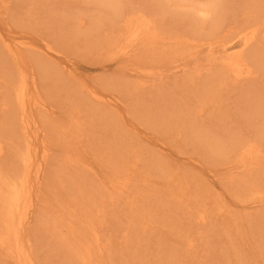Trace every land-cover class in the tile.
<instances>
[{
	"label": "bare ground",
	"instance_id": "bare-ground-1",
	"mask_svg": "<svg viewBox=\"0 0 264 264\" xmlns=\"http://www.w3.org/2000/svg\"><path fill=\"white\" fill-rule=\"evenodd\" d=\"M101 1H103L102 3L105 4L106 8L109 7V11L113 10V14L106 21H97L95 26L90 24L87 27L84 20L77 15L79 14L78 12L69 9L59 11L54 8L51 13L47 9L49 14L43 8L38 10L39 8L33 6L34 4L31 5L33 8L23 6L25 9L22 11L23 13L19 11L21 10L20 8L18 10L19 13L14 14L13 22L21 25L22 29L31 27L29 22L34 25H38V23L39 25H44L51 40L53 39L52 35L58 37L67 47L75 46L76 48V46L81 44L90 52H93L91 50L97 51L100 48L109 52L110 50L118 49L116 54L122 56L121 58L125 57L123 59L125 62L129 61L128 58L134 53L135 46L143 47L142 51L144 54L142 56H147V63L150 66L147 65L143 69H139V66L134 65L130 70L144 76L156 77L158 83L153 81L151 82L153 83L151 88L146 89V85H139L134 81L127 80V76H124L125 68L129 67V62H127L121 71L122 80L116 83L113 82V84L118 83L119 88L132 95L134 93H137L139 97L144 94L146 97L149 95L150 101L145 103L146 101L140 100L145 104L142 103V106L139 104L141 107H135L139 112V119L145 123L147 122L148 127L153 130H160L161 133L159 132V134L161 135L168 131L173 132V134L175 132L180 133L181 130L186 134L191 128L203 132L205 126L206 130H212L216 125L218 127L220 123H235L238 119L236 117L239 115L241 119L246 120L247 110L259 104L260 100L264 101V87H260V92L256 87L254 90L252 89V92L256 90L259 92V94L251 93L252 97H245L249 92L247 94L244 93L246 95L241 94V97L239 96L240 92L238 93L239 89L246 87L245 83L256 78L259 72L260 77H264L261 72V70L264 71V0H231V2H229L230 0H206L205 2H201V0L197 2L196 0L197 3L192 0H186L187 5H179L178 11L172 14L176 22H172L166 27L151 21L147 15L140 11L138 12L137 7H131V10L127 11L128 4L127 7L125 6L126 8L119 6L123 4V0H100L99 2ZM6 2V0H0V5L4 10L6 9L5 12L8 11L9 13L11 9H9V6L5 8ZM0 14H2L1 10ZM24 15L27 16L25 17ZM72 21H75L74 25L69 24V28L73 32H65L62 29V24H68V22L71 23ZM2 22L6 23L4 18H2ZM34 25L33 27H35ZM44 26L42 27L43 29ZM176 27H179L182 31H177ZM25 30L27 29H24V33H26ZM40 33L38 34L40 35ZM179 33L180 35H178ZM27 34L29 35V33ZM38 34L37 36H39ZM50 38H44L42 41L51 57L49 61L47 59L43 60L42 57L37 58L39 56H36L39 53L36 52L37 50L30 51V47L34 48L31 39L20 42L14 36L17 41L15 42L14 39H6L0 35V264H107L108 255L112 256L110 252H113L112 250L117 243L116 238L121 236L119 234L122 229H124L123 233L127 232L125 230L126 227L121 229V226L116 229L114 234L110 232L105 225L104 215L111 208V205L114 207V205H117V201H121L123 196L126 195L127 191L129 193L131 188H126L127 186L123 182L127 183L130 181L129 175L130 177L136 176L137 188L143 187V184L147 182L146 178L151 176L152 173H149L146 169L149 167L150 160L142 157L146 154L141 153L139 149V151L135 149V146L130 141L129 133H126L127 130H124L118 124L119 122H116L117 113L115 114L105 108V103L103 105L105 101L103 98L105 97L103 95H98L94 88L88 87L89 85L87 86L88 88L85 86V89H76V82L74 81L75 84L72 82L71 73L67 71L66 65L63 66V61L66 59L61 56L62 52L60 53L59 48L57 49L51 45L53 40L51 41ZM155 39L157 41L154 43ZM47 40H50L51 44ZM132 46L133 48H131ZM37 47L39 46L37 45ZM158 50L162 52L158 53ZM193 52L195 56L198 53L199 60L185 61L187 60L186 57H189ZM30 53H35L36 59ZM26 54L32 59L27 57ZM203 54H205L206 58H202ZM92 55L95 56V53H92ZM176 57L184 59V62L176 63V65H173L174 67L172 66L173 62L171 66L175 68L174 70L188 73V68L193 64L196 75L195 73H190V76L188 74L184 77L181 76L176 78L173 84L171 81L165 82V79L160 77L165 69L163 68V72H159L162 69L159 67V63L161 61L175 60ZM203 59H206L210 66L208 70L204 71V75L201 76L202 70L201 68L199 69L198 61L202 62ZM168 68H170V65ZM183 73L182 75H184ZM195 76L202 79L200 85L196 83L199 79L195 80ZM263 77L261 78L262 80ZM73 78L75 77L73 76ZM188 82L190 85H188ZM191 84L196 86L195 88L200 91L203 97L198 98L199 100L195 98L197 102L194 104V100L193 106L190 104L192 97L189 96ZM113 87L115 86L113 85ZM182 91L183 93L179 97V93ZM232 92H237V94H232ZM191 94H193V97L197 95L196 92H191ZM226 94L233 97L234 106L237 108L236 112L242 108V104L245 105V109L243 108L242 111H239L241 113L238 116L233 112L234 116L228 114L230 113L228 110L231 108L226 107ZM249 94L247 96L251 95ZM84 95H86V98ZM229 95L228 97H230ZM108 99L110 98L108 97ZM205 99L210 100L211 105H217L216 111L206 108L204 105V102L206 103ZM81 100L84 102L82 103ZM121 103L123 102L121 101ZM59 106L63 109L59 110L60 113L55 109ZM263 107L264 105L260 106L262 112H264ZM203 119H206V122ZM42 123L47 129L42 127ZM102 131L107 134L106 139L99 135ZM83 139L90 142L88 145L90 149L86 146L80 153H78V149L74 151L72 145L76 142L81 143ZM101 140H104V143ZM237 141L239 140H234L233 148L228 153L233 150L235 156L237 154L236 159L245 164V171L250 174L253 164L257 166L258 160L261 164L264 160V142L260 141L256 136L253 137L250 144H245L244 140H240L243 142L236 145ZM101 142L103 144L98 148V144ZM141 144L139 143V145ZM148 150L152 151L151 149ZM93 154H97L98 157H104L107 161V166L112 168L113 173L110 179H103L96 173L95 168H89L91 159L95 160ZM147 154L150 156L151 153ZM157 157L160 158V156ZM147 161L148 163L146 164ZM169 165L171 163L168 160L161 161L159 165L163 170L162 172H164L165 178L159 177L166 180L165 186H171L178 178V176H173L174 172L169 170ZM137 170L139 171L136 172ZM192 178L194 181L192 184H195L198 188L206 187L205 184L200 183L201 179ZM184 179L186 181L183 184H187L189 180L187 177ZM257 179L255 178L256 181H261V179ZM240 181L243 183L240 185L242 191L248 190L254 185L253 183L251 185L250 182L249 184H244L243 180ZM235 184L236 187L239 186V183L238 186L237 183ZM60 185L63 188V192H65L64 194L71 193L73 189V195L78 197H74L75 200L71 197L73 201L69 197V204H75V202L77 204L73 211L66 213V216L63 209H56L53 212L54 209L52 208V201L58 200L54 198L57 196L54 193H57ZM229 185L231 186V184ZM163 192H159L162 196L158 195L159 193L156 194L162 198L165 196ZM238 192L240 191L238 190ZM239 194L242 195V192ZM53 195L54 197H52ZM242 196L239 198V195L238 198L244 201L245 196L244 198ZM60 197L59 199H61ZM160 198L153 199V201L161 202ZM164 198H168V194ZM169 198L167 200H171L172 197L169 196ZM62 201L66 202L68 200L64 199ZM80 201H86L87 203L83 206ZM127 201H131L130 198H127ZM173 201L172 199L171 202ZM44 202H48V206L44 205ZM163 202L168 203L165 200ZM220 204L217 201L218 210L225 206L224 203L221 204L222 206ZM169 205H164V207L168 208ZM35 214H39L41 219L39 220ZM107 214L109 215V213ZM201 214L202 212L199 214L198 219L200 221H198L201 224H205L206 216ZM133 215H136V213ZM180 215L186 216L183 213ZM232 216L235 217L236 214ZM66 217L69 218L67 219ZM138 217L133 216L132 218L137 219ZM225 217L227 218V215ZM141 219L138 218L137 221L139 222ZM189 220L187 219V221ZM123 223H120V225ZM132 223L134 222L132 221ZM188 224L186 223L185 225L188 226ZM192 224L194 223L191 222ZM128 225L133 226L131 223ZM215 225L212 226L214 227ZM106 227L111 234L110 237H107L106 232L104 233ZM145 227L147 228V226ZM141 229H143L142 226ZM196 229L198 228L196 227ZM195 233L196 231H194ZM36 235L41 237L38 243L37 241L35 243V240H37ZM129 235L131 233H127L126 238L123 237L126 239L125 242L123 241L124 243L127 241L132 242L131 238L133 236ZM203 235L205 236V234ZM32 238L34 239L32 240ZM43 241H48V243ZM136 241L138 240L136 239ZM188 242L191 244V241ZM124 243H120L121 246H124ZM141 246L143 247V245ZM183 252L178 253L177 256L174 255V257L176 256L174 259L177 261V258ZM150 253L153 255V252H149L148 257L144 256V258L137 254L138 258L143 259L139 263H148L147 258L151 256L149 255ZM185 254L181 256L185 258ZM163 255L161 256L162 258L166 257V255ZM171 255L173 256V254ZM138 258L136 256L134 260ZM158 259L154 264L162 263L160 262L162 260ZM166 259L168 258H165L164 262ZM110 261L113 262L111 259ZM185 261L188 260L186 259ZM134 263L135 261H133Z\"/></svg>",
	"mask_w": 264,
	"mask_h": 264
},
{
	"label": "rangeland",
	"instance_id": "rangeland-1",
	"mask_svg": "<svg viewBox=\"0 0 264 264\" xmlns=\"http://www.w3.org/2000/svg\"><path fill=\"white\" fill-rule=\"evenodd\" d=\"M6 1L7 2L4 5L5 8L6 6H9V9L11 10H9V13L8 11L5 12L6 9L4 10V8L1 7L0 5V10L2 11V14H3V15L0 14V35L6 39L8 38L14 39V36H15L16 40L20 42L28 41V39H31L33 41L32 46L34 48L30 47V51L31 50L34 51V49L35 51L37 50L36 52L37 53L39 52L38 54L35 52L37 54L36 56L39 55L37 58L42 57L43 60L47 59L49 61L51 59L49 52L47 49H45L44 44H42L44 43L42 42L44 38L46 39L50 38L49 35L47 34V30L45 29V26L39 25V23H38L39 25L38 26L36 24L34 25L33 23L29 22L31 27H26V28L23 27L24 29H27L25 30L26 33H24V29L21 28L22 26L19 24H15L13 22V19L15 18V15L17 14V12L19 13V11L22 12L25 10L23 6L31 7V5L34 4L33 6H37L39 8L38 10L40 9L42 10L43 8V10L47 11V9H49L50 13L52 12V10H54V8L58 9L59 11L69 9L71 11L78 12L79 14L77 15H79L82 18V20H84V23L86 24L87 27H89L90 24L92 26H95L97 21H102V20L106 21L107 19L112 17V14H113L112 12L113 10L109 11L108 10L109 7L106 8L105 4L102 3L103 1L99 2L100 0H6ZM192 1L197 3L200 0H197V2L196 0L195 1L192 0ZM203 1L205 2L206 0H201V2ZM229 2H231V0ZM127 4L129 6L128 9H126L127 11L131 10V7H135V8L137 7L138 12L140 11L144 15H147V17L150 18L151 21L153 22L155 21V23H158L162 27H166L168 24H171L172 22L175 23L176 21L172 17V14L178 11L179 5L180 6L187 5L186 0H123V4L119 6H123L124 8H126ZM33 6L31 8H33ZM49 7L51 8V10ZM20 8L21 10H19ZM49 11L47 12L49 13ZM2 18H4V21L6 22L5 24L2 22ZM74 22L75 21H72L71 23L68 22V24L63 23L62 29H64L65 32H68V31L73 32L72 30H70L69 24L74 25ZM33 25L35 27H33ZM43 26H44V29L42 28ZM36 27L37 29H35ZM28 28H30L31 30ZM20 29L22 30L20 31ZM175 29L177 31H182L179 29V27H176ZM32 30L35 32H33ZM27 33H29V35ZM38 33H40L41 36ZM37 34L40 37L37 36ZM178 35H180V33ZM52 38H53L52 39L53 41L51 40V38L50 40L52 41L53 44H51L50 40L49 41L47 40V42H49L52 46L56 47L57 49L59 48L60 53L62 52L61 56L63 57V59H66L64 61L62 60L63 66L66 65L65 67L67 71L71 73L70 76L72 78V82L73 83L74 81L76 82V84L74 83L76 85V89L77 90L78 88L85 89V86L87 87L89 85L88 87L91 86L92 88H94V90H96V93L98 95L99 94L103 95L106 98V99L103 98V100L105 101L107 100L106 102L105 101L103 102V105L105 103V108L115 114L117 113L116 114L117 116L115 118L117 120L116 122H119L118 124L124 130H127L126 133L127 134L129 133L128 135L130 137V141L135 146V149L136 150L139 149L141 153L146 154V155H143L142 157H146V159L150 160L149 167L147 166L148 168L146 169L149 171V173L152 172L153 175L151 173V176H148L146 178L148 183L147 182L144 183L143 187L141 186L139 187L140 188L139 189L137 188L136 176L133 175L132 177H130L129 175L130 181L129 179H128L129 182L127 183L123 181L126 184L125 186H127L126 188H129V187L131 188V189L129 188L130 189L129 193H127L128 192L127 191L126 195L124 194L125 196H123L121 201H117L116 203L117 205H114V207L113 205L110 204L111 208L107 211L109 215L107 213L105 214L106 216L104 215V218H105L104 222L106 223L105 225L108 227L110 232L114 234L116 229L119 228V226H121L120 227L121 229L122 227L124 228L126 227L125 228L126 232L131 233V235L138 240L136 241L135 238L129 235L132 237L131 238L132 242L127 241L126 243H124L126 240L125 238H126L127 233H123L124 229H122L121 233L119 234V236L120 235L121 236L116 238L117 243L115 245V248H113L112 250L113 252H110L112 256L108 255L109 258L111 257L110 259L113 260V262H111L110 259L107 258V261H108L107 264L108 263L109 264L111 263L122 264V262L123 264L124 263L133 264V261H135L134 264H140L143 261V259L141 258H144V256L148 257L147 255L149 252H153V255H151L152 253L149 254L151 256L147 258L148 263L146 264H152V263L154 264L159 257L161 259L159 258L158 260H162L160 261L162 262L161 264H165L166 261H167L166 264H170V263L172 264H178V263L179 264H264V165H263L264 160L262 164L259 163V160H258L257 166L253 164L254 166H252V170L250 171V174H249L247 171H245L246 169L245 164H243V162L238 161L236 159L237 154L235 156V153L233 150H231L230 153H228V151L233 148V143L235 139L239 140L237 141V143L235 142L236 145L243 142L240 140H244L245 144H250L254 136L258 137L260 141L264 142V112L260 110V106L264 105V101L260 100L259 104L253 106L252 109H248L246 113V117H245L247 119L244 120V119H241L239 115L241 112L239 111H242L243 108L245 109V105L242 104L241 105L242 108L238 112H236L237 108L234 106L235 104L233 103V97L229 94H226L225 95L227 99L225 101V103L227 102L226 107L231 108L230 110H228V112H230L228 114L233 115V116L234 114L237 116L239 115L238 117H236V119L237 118L238 119L235 121V123L233 122L224 123V124L220 123L218 127L216 125L215 127H213L214 129L212 130H206V126H205L203 128L204 129L203 132L200 130H196L195 128L194 129L191 128V130L187 131L186 134L185 132L181 130L180 133L175 132L173 134V132L168 131L167 133H164L161 135L159 134L160 130L158 129H156L157 131L155 129L153 130L152 128L148 127L147 122L145 123L143 122V120L139 119V112L138 110H136V107H135V106H140V105L142 106V103L145 104L147 103V101H150L149 95L148 97H146V95L144 94L143 96H141L143 98H141L137 95V93H134L132 95L131 93H127L125 90L119 88L118 83L113 84V82L116 83L122 80L121 71L122 69H124V65L127 62H129V67L125 68L126 72L124 74V76L125 75L127 76V80L134 81L138 83L139 85L141 84L146 85L145 87L146 89L151 88V84H153L151 82L153 81L157 82L156 77L144 76L143 74H137L135 73L136 71L133 72L132 70H130V68L134 67V65L139 66V69L140 68L143 69V67L149 65V63H147L148 59H146L147 56L146 55L142 56V54H144V52L142 51L143 47L139 45L135 46L133 52L136 55L138 54V56H136L133 53L132 56H130L129 58L126 57L128 58L129 61L125 62V60H123L125 59V57L121 58L122 56L116 54V51H118V49L114 51L110 50L109 52L107 49H106L107 51H104L100 48L97 51L91 50L93 52H90V51H87L86 47L82 46L81 44L80 46H76V48L75 46L67 47L65 44H63L59 40L58 37H55L52 35ZM16 40L15 42H17ZM156 41L157 39H155L154 43ZM37 45L39 47H37ZM131 48H133V46ZM194 50L196 51V49ZM159 52H162V51L158 50V53ZM194 52L190 55L191 57L190 56L186 57L187 60L185 61H188V60L194 61V59L197 60L199 58L198 53L195 56ZM35 53L33 54L30 53V54L34 55L32 57L36 59ZM92 53L93 54L95 53V56L92 55ZM40 54L41 55L43 54L44 58H43V55L41 56ZM139 55H141V57H139ZM204 55L205 54L202 55V58L205 57ZM27 57H29V55ZM134 59H138V60L134 61ZM176 60H180V61H176ZM161 62H163V64H161ZM161 62L159 63L160 65L159 67L162 69H160L159 72H163L164 69L166 70V71L164 70L165 74L163 72L162 73L163 76L162 74L160 76L162 79H165L164 80L165 82L171 81V83L173 84L174 83L173 81L176 78H180L181 76L184 77L187 74L189 75L190 73H195L196 75V71L194 68L195 66L193 64H191V66L188 68V71H189L188 73H183V72H180L179 70H174L175 68H173L174 67L173 65H176V63H179V62H184V59H181L180 57L178 58L176 57V59L175 60L172 59V61H161ZM167 64L168 66L170 65V68H168ZM171 64L173 67L171 66ZM198 66H199V69L201 68L202 70V74H201L202 76L204 75V71L208 70L210 65H208L206 59H203L202 62L198 61ZM170 71L172 72V74ZM176 71L179 73H177ZM261 72L262 74H264L263 70H261ZM182 73L184 75H182ZM73 76L75 78H73ZM260 76L261 75L259 72V75L256 78H253L249 82H246L245 83L246 87L244 88L242 87V89L241 88L239 89L238 91V93L240 92L239 96L241 97L242 95H246L248 92L250 94L251 93L259 94L261 88L264 87V77L262 76L263 77V80H262L261 79L262 77ZM123 79H126V78H123ZM194 79L197 80L199 79V77L195 76ZM201 80L202 79H199L196 83L200 85ZM82 84L83 85L85 84V85L83 86ZM113 85L116 88L113 87ZM188 85H190L189 82H188ZM195 87H196L195 85L192 86L191 84V89L189 90V96L192 97V99L190 100V104L192 106H193V101L195 100V98H197V100H199L198 98H203L200 94V91L196 89ZM255 87L257 88V90H259V92L257 90L255 92H252ZM247 89L249 90L247 91ZM244 90L245 92H243ZM191 92H196L197 95L193 97V94L190 95ZM182 93L183 91L179 93V97H181ZM232 94H237V92H232ZM228 95L230 97H228ZM247 95L245 96L246 98L252 97V94L250 96H247ZM84 97L86 98V95H84ZM108 97L110 99H108ZM118 98L120 101L118 100ZM140 100L146 101V102L144 103V102H141ZM81 101L82 103L84 102L83 100ZM121 101L123 103H121ZM205 101L206 103L204 102V105L206 106V108L216 111L217 105L215 104L211 105V103L209 102L210 100L208 101V99H205ZM196 102L197 101L195 100L194 104ZM53 104L55 103L53 102ZM81 106L83 107V105ZM55 109H57L58 113H60L59 110H63L61 109L60 106ZM118 109L119 111H117ZM118 113L121 115V118ZM83 115H84V112H83ZM118 116L120 119L118 118ZM204 122H206V119L204 120ZM42 127L46 128V126L43 123H42ZM99 135L102 138L104 137V139L107 138V134L103 131ZM85 141L87 142V144H85L86 143ZM101 141L104 143V140H101ZM102 142L98 144V148L103 144ZM89 143L90 142H88L86 139H83L81 140V143L79 142L74 143V145H72V149L74 151L78 149L77 151L78 153H80L83 150V148L86 146L88 149H90L88 146ZM139 143L140 144L142 143V144L139 145ZM147 145L148 147H146ZM148 149H151L152 151ZM263 151H262V154H263ZM149 152L153 156L151 154L149 156L147 154ZM154 152L157 156H160L161 159L157 157L154 154ZM94 157H95V160L91 159L90 161L91 166L89 168H95L96 173L100 175V177H103V179L105 180L110 179L112 177L113 170L111 167L107 166V161L105 160V158L98 157L97 154H95ZM163 160H166V161L168 160V162L171 163V165H169V170L174 172V175H173L174 177L178 176L174 184H172L171 186H165L166 185V180L164 179L165 175H164V172H162L163 170L159 167L160 162ZM147 163L148 161L146 162V164ZM137 167L138 165L136 166V169ZM70 170L71 168L69 169V172ZM138 171L139 170H137L136 172ZM159 176L164 177V178L162 179ZM185 177H187V179L189 180L187 184H183V182L186 181L184 179ZM192 177L199 178V180L201 179L202 181H200V183L203 185L205 184L206 187H203L200 189L195 184H192L194 183ZM255 178L261 179V181L258 179H257L258 181H256ZM172 180H175V179H172ZM240 180H243L244 184L245 183L249 184L250 182L251 185L252 183L254 185L248 190L242 191L241 190L242 188L240 189V185H242L243 183ZM235 183H237V186L239 183V186H238L239 189L238 187H236ZM229 184H231V186ZM136 188L137 190H135ZM57 190H58L57 193L53 192L54 194H57V196L56 197H54V195L52 196L55 199H58L57 201H52V208L54 209L53 212H55L56 209H63V212L65 211L64 214L66 216V213L69 211L70 212L73 211L76 208L75 205L77 204L76 202L75 204L74 203L69 204L70 198L72 197L74 199V197L75 198H78V197L73 195V189L71 193L70 192L66 193L69 196L68 195L66 196V194H64L65 192H63V188L61 187V185H60V188H58ZM238 190L240 192H238ZM162 191H164L163 192V195H165L164 197H166V194H168V198L169 196L172 197L171 200H167L168 198H164V197L160 198L162 194H160L159 192H162ZM58 192H59V195H58ZM241 192H242V195L245 196L244 201H242L241 199H240L241 201L239 200V198H241L242 196L241 194H239ZM60 193L62 195L61 197H60ZM156 193H159L158 195L160 196H158ZM239 195L240 197L238 198ZM244 196L242 197L244 198ZM59 197L61 199H59ZM127 198H130L131 201H127ZM156 198L157 199L160 198L161 202L153 201V199H156ZM64 199L68 201L66 202L62 201ZM73 199L71 201H73ZM172 199L174 200L173 202H171ZM164 200L167 201L168 203L163 202ZM217 201H219L221 204L222 203L225 204V206L221 210L217 209ZM80 202L83 206L87 203L86 201H80ZM47 204L48 202L47 203L44 202V205L48 206ZM166 204L169 205L168 208L164 207V205L167 206ZM200 212H202L201 215L206 216L205 224H201L199 222L200 220L198 219V217H199ZM132 213L133 214L136 213V215H133ZM149 213L152 215H150ZM182 213L186 214V216L184 217V215L183 216L180 215ZM36 214L35 216L40 220L41 218L39 214L38 215ZM42 214L44 213L42 212ZM235 214H236L235 217L232 216ZM225 215H227V218L230 217L228 218L229 221L227 220ZM133 216L135 217L139 216L138 217L139 219L141 218L143 219L139 220L138 222L137 221L138 218L137 219L132 218ZM118 217H120L121 219L119 218L118 220ZM130 218L133 220H131ZM189 218L191 219L189 220ZM187 219L190 222L187 221ZM132 221L134 223H132ZM191 222L194 223L192 224L193 226L191 225ZM115 223L117 224L115 225ZM120 223H123V224L120 225ZM129 223H131L133 226L128 225ZM186 223L187 224L189 223L190 225L188 224V226H186L185 225ZM135 225H137L138 227ZM212 225H215V226L213 227ZM141 226L145 230L141 229ZM143 226L144 227L147 226V228L146 227L144 228ZM107 227L104 229V233L106 232L105 234L107 235V237H110L111 234L110 232H108L109 230L107 229ZM196 227L199 230L196 229ZM131 229L132 230L134 229V230L132 231ZM194 231H196L195 234H194ZM197 231L200 233L201 236L199 235ZM203 234H205V236ZM36 238L37 240H35V243L36 241L38 243V240H40L41 237L36 235ZM33 239L34 238H32V240ZM119 240L120 242H118ZM188 241H191V244H189ZM43 242L48 243V241H43ZM120 243L121 244L124 243V246L123 245L121 246ZM141 245H143V247ZM187 250L189 251L187 252ZM180 252H183L182 254H185L186 252L188 254L190 252L191 254L190 253L188 255L185 254V258L184 256H181L182 255L181 254L179 257H182V258L178 257L177 261L178 260L179 261L177 262L174 258ZM137 254L140 255L141 258H138L139 256ZM161 254L166 255V257H163L164 259L168 258L165 260V262H164V259L161 257L162 256ZM171 254H173V256ZM158 255H161V256H158ZM174 255L176 256L174 257ZM136 256L138 259L134 260ZM171 259H174V260L170 261ZM181 259H182V262H181ZM186 259L188 261H185ZM189 259H192V260H189ZM168 261L170 262L168 263Z\"/></svg>",
	"mask_w": 264,
	"mask_h": 264
}]
</instances>
